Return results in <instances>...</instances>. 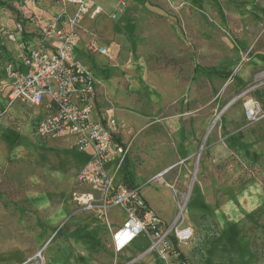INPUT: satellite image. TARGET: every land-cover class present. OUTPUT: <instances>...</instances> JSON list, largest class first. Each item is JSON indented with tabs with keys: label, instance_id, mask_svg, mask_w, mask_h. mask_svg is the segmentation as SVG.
<instances>
[{
	"label": "rangeland",
	"instance_id": "374dc122",
	"mask_svg": "<svg viewBox=\"0 0 264 264\" xmlns=\"http://www.w3.org/2000/svg\"><path fill=\"white\" fill-rule=\"evenodd\" d=\"M95 2L103 12L85 19L74 53L94 73L100 108L132 141L117 181L142 186L167 223L185 206L189 264H264V117L246 115L258 103L264 111V0ZM64 9L62 0H0V264L41 249L44 264H163L141 255L144 234L114 250L105 217L116 229L127 211L104 216L75 199L92 150L40 136L45 104L12 102L4 86L25 45L12 35L21 26L36 44Z\"/></svg>",
	"mask_w": 264,
	"mask_h": 264
},
{
	"label": "built area",
	"instance_id": "2783aa9c",
	"mask_svg": "<svg viewBox=\"0 0 264 264\" xmlns=\"http://www.w3.org/2000/svg\"><path fill=\"white\" fill-rule=\"evenodd\" d=\"M62 1L64 12L47 24L43 32L45 40L57 41V45L51 51L40 46L25 49L6 66L9 83L5 87L9 88V98L31 106L45 104V115L36 128L40 136L67 138L74 148L92 150L77 177L78 185L88 190L76 193L75 199L81 210H99L104 216L111 207L120 206L127 211V218L116 229L105 217L117 253L124 252L144 234L150 239V245L141 255L155 253L163 264H189L183 248L193 239L195 231L184 224L185 206L180 205L174 221L167 223L150 207L142 186L127 179H116L129 159L133 144L125 138L120 121L100 108L94 73L74 53L82 23L86 18L99 16L102 7L95 0ZM67 13L65 24H60L59 20ZM19 29L22 32L21 26ZM12 40L18 39L12 35ZM95 51L108 54L109 48L100 46ZM246 115L250 120L260 119L264 111L258 103L247 108ZM108 165L115 168L112 175ZM160 176L149 182L157 181ZM44 262L41 249L19 264Z\"/></svg>",
	"mask_w": 264,
	"mask_h": 264
},
{
	"label": "crops",
	"instance_id": "0c3cea01",
	"mask_svg": "<svg viewBox=\"0 0 264 264\" xmlns=\"http://www.w3.org/2000/svg\"><path fill=\"white\" fill-rule=\"evenodd\" d=\"M98 4V3H97ZM102 14V13H101ZM100 14V15H101ZM99 15V16H100ZM98 17V16H97ZM97 17L96 18H94V19H91V18H88L87 19V21H90V22H94V21H96V19H97ZM85 25H86V23H85V20H84V22L82 23V28L83 27H85ZM81 31H83V29L82 30H80L79 31V34H78V37L77 38H79V36H80V33H81ZM31 34L32 33H29V35H25L24 33H19V36H18V41L19 42H24V44L25 45H22V47H23V50H25V49H31V48H34V47H37V46H40L42 49H44V50H47V51H51L52 49H53V46H55V45H57V41H53V40H45L44 38H42V37H37L36 39H37V42H36V44H34V43H32V44H30L31 42L30 41H25V39L26 38H28V37H30L31 36ZM41 36V35H40ZM76 38V39H77ZM75 39V40H76ZM39 40V41H38ZM75 43V42H74ZM5 83H4V86H6L8 83H9V79L7 78V76H6V74H5ZM6 88V90H7V93H8V91H9V88L8 87H5ZM97 98H98V91H97ZM128 139V138H127ZM70 140V139H69ZM71 141V140H70ZM71 143H72V141H71ZM74 148V147H73ZM84 152V151H83ZM87 157H86V159L82 162V164H81V167H80V171H81V169H82V167L84 166V164L89 160V158H90V154L89 155H86ZM108 166H111V167H113L114 168V166L113 165H108ZM107 166V167H108ZM123 167V166H122ZM122 169V168H121ZM121 169L119 170V172L117 173V175H116V178H117V176L119 175V173H120V171H121ZM114 170H115V168H114ZM78 177V176H77ZM81 187V186H80ZM83 187H81V189H82ZM85 188V187H84ZM79 189V191L78 192H80V191H85V190H88V189ZM146 199V198H145ZM146 201H147V199H146ZM148 202V201H147ZM148 204H149V202H148ZM150 205V204H149ZM150 207L154 210V208L150 205ZM155 211V210H154ZM156 212V211H155ZM87 213H89L90 214V216L91 215H94V212H87ZM157 213V212H156ZM158 214V213H157ZM159 215V214H158ZM159 217L162 219V220H164L160 215H159ZM165 221V220H164ZM106 224H107V222H106ZM108 225V224H107ZM110 229V228H109ZM62 230V229H61ZM98 229H96V228H93L92 229V234H93V237H95L94 235H96V233L98 232L97 231ZM61 232V231H60ZM110 232H111V240H112V230L110 229ZM90 237H91V235H90ZM77 240H81V238H76ZM135 242V241H134ZM133 244V243H132ZM131 244V245H132ZM35 253V252H34ZM34 253H32V254H34ZM32 254H30V255H27L26 256V258L25 259H27L29 256H31ZM24 259V260H25ZM23 260V261H24ZM21 263V262H20Z\"/></svg>",
	"mask_w": 264,
	"mask_h": 264
},
{
	"label": "bare ground",
	"instance_id": "6f19581e",
	"mask_svg": "<svg viewBox=\"0 0 264 264\" xmlns=\"http://www.w3.org/2000/svg\"><path fill=\"white\" fill-rule=\"evenodd\" d=\"M166 171H167V170H166ZM166 171L162 172L161 174L159 173V174H160V175H164V174L166 173Z\"/></svg>",
	"mask_w": 264,
	"mask_h": 264
},
{
	"label": "trees",
	"instance_id": "16d2710c",
	"mask_svg": "<svg viewBox=\"0 0 264 264\" xmlns=\"http://www.w3.org/2000/svg\"><path fill=\"white\" fill-rule=\"evenodd\" d=\"M62 229V228H61ZM61 229L59 230V232L61 231Z\"/></svg>",
	"mask_w": 264,
	"mask_h": 264
}]
</instances>
